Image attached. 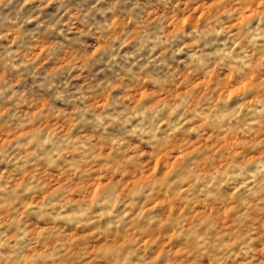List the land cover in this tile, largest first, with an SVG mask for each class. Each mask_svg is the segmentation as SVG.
<instances>
[{"label":"rangeland","instance_id":"374dc122","mask_svg":"<svg viewBox=\"0 0 264 264\" xmlns=\"http://www.w3.org/2000/svg\"><path fill=\"white\" fill-rule=\"evenodd\" d=\"M0 264H264V0H0Z\"/></svg>","mask_w":264,"mask_h":264}]
</instances>
